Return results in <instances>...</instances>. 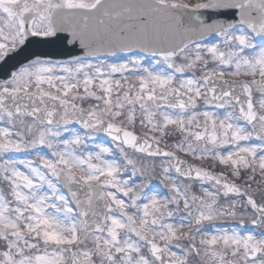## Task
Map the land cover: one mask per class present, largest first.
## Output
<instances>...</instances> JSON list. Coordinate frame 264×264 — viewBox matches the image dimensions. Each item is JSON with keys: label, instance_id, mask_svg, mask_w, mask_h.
Returning <instances> with one entry per match:
<instances>
[{"label": "snow or ice", "instance_id": "6c2138e0", "mask_svg": "<svg viewBox=\"0 0 264 264\" xmlns=\"http://www.w3.org/2000/svg\"><path fill=\"white\" fill-rule=\"evenodd\" d=\"M0 264H264V0H0Z\"/></svg>", "mask_w": 264, "mask_h": 264}]
</instances>
